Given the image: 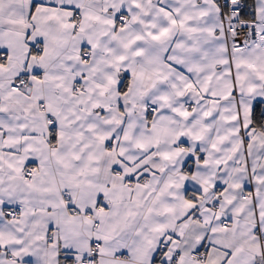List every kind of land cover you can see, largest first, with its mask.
Instances as JSON below:
<instances>
[{
	"label": "snow or ice",
	"instance_id": "1",
	"mask_svg": "<svg viewBox=\"0 0 264 264\" xmlns=\"http://www.w3.org/2000/svg\"><path fill=\"white\" fill-rule=\"evenodd\" d=\"M0 264H264V0H0Z\"/></svg>",
	"mask_w": 264,
	"mask_h": 264
}]
</instances>
